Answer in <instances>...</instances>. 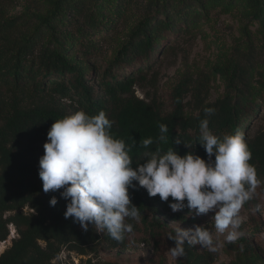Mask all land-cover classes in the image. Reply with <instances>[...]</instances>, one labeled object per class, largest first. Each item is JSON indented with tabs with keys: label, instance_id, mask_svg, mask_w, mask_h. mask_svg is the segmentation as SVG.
Instances as JSON below:
<instances>
[{
	"label": "trees",
	"instance_id": "1",
	"mask_svg": "<svg viewBox=\"0 0 264 264\" xmlns=\"http://www.w3.org/2000/svg\"><path fill=\"white\" fill-rule=\"evenodd\" d=\"M98 1L56 0L50 14L40 19L33 33L30 32L31 19L25 16L7 18L6 11L0 9V88L29 91L33 96L52 93L74 103L69 112L48 107L26 109L19 102L0 103V242L9 237L10 224L19 235L12 246L0 254V264H55V259L64 250L83 256L113 249L125 250L142 229L154 242V264H162V238L166 234L168 238L175 235V231L156 215L152 219L148 217L151 210L149 194L137 182L129 193L132 203L139 208L140 217L126 221L133 224L134 233L127 234L123 242L113 240L106 230L97 231L90 224L85 231L74 219H66L67 201L60 195L63 189L43 191L39 161L45 154L47 133L55 120L80 110L93 116L100 111L106 113L114 122L111 129L114 138L123 139L132 148L130 155L135 168L136 164L144 162L146 152L157 149L166 153L173 148L182 157L192 153L207 160V153L199 144L200 122L206 118L205 108H215V114L207 117L209 129L221 138L243 132L252 152L250 163L255 166L258 179L264 181V132L251 136L247 131V124L257 110L264 109V98L258 99L255 89L259 86L264 90V71L259 70L264 67V43L260 49L251 44L247 51L241 52L233 62L230 74L216 70L227 81L224 97L206 103V96L202 97L203 88H199L193 112L188 115L189 103L184 100L190 85L183 80L173 93V111L163 115L145 100L137 98L133 87L164 38L188 32L200 24L205 16L206 0H195L196 3L183 0L182 4L176 0L163 2L155 16L146 17L130 32L128 42L118 51L97 84L93 76L88 75L86 70L89 69L84 70L72 54L75 52L85 59L95 55L91 36L107 30L111 22L121 20L132 0H109L105 6L96 7ZM243 1L251 9L253 19L264 26V0ZM111 3H114V10L107 13ZM70 29L76 30V40L70 36ZM142 64L144 67H140ZM150 67L147 65L146 69ZM136 69L137 73L132 74ZM120 71L124 73H115ZM253 75H259L260 79L256 81ZM161 124L167 125L169 130L167 143L158 139ZM147 138H152L154 143L144 148L142 140ZM177 139L182 142L175 144ZM53 196L58 200L55 207L50 206ZM26 207L31 209L28 214L24 212ZM169 242L175 246L174 241ZM235 247L241 249L244 264H254L258 260L248 239L239 238L228 245V250ZM185 253L178 264H215L219 259L218 252H199L195 245L185 244Z\"/></svg>",
	"mask_w": 264,
	"mask_h": 264
},
{
	"label": "clouds",
	"instance_id": "2",
	"mask_svg": "<svg viewBox=\"0 0 264 264\" xmlns=\"http://www.w3.org/2000/svg\"><path fill=\"white\" fill-rule=\"evenodd\" d=\"M204 111L199 144L205 149L207 160L192 153L182 157L173 148L166 153L157 149L146 152L144 162L135 168L132 148L123 139L114 138V122L104 111L93 116L80 110L55 120L39 161L43 191L63 189L60 195L67 201L66 219H74L85 231L90 224L97 231L106 230L113 240L123 242L127 234L134 233L133 224L126 221L140 217L129 193L137 182L150 197L159 196L164 202L173 198L175 202L169 204L173 212L185 206L197 216L214 212L215 229L227 233V241L234 242L242 235L241 209L264 181L258 179L256 168L250 163L252 152L244 133L238 131L222 138L213 134L207 117L214 115L216 109ZM159 129V141L167 143V125L161 124ZM181 142L177 139L175 144ZM153 143L152 138L143 139L142 147L149 148ZM57 203L53 196L50 206ZM168 239L175 244L169 249L174 258L185 256V244L200 245L210 252L219 247L212 231L199 225L179 227Z\"/></svg>",
	"mask_w": 264,
	"mask_h": 264
},
{
	"label": "rangeland",
	"instance_id": "3",
	"mask_svg": "<svg viewBox=\"0 0 264 264\" xmlns=\"http://www.w3.org/2000/svg\"><path fill=\"white\" fill-rule=\"evenodd\" d=\"M12 1L14 2L13 5ZM55 1L0 0V9L6 11L7 18L25 16L31 19L30 32L33 33L39 26L40 19L50 14ZM108 1L99 0V5L96 7H103ZM165 1L170 0H132L123 12L124 17L121 20L111 22L107 26V30L95 32L91 36L90 40L96 51L95 55L85 59L75 55L74 52L72 56L79 59L84 70L89 69L86 70L88 75L93 76L98 84L104 70L115 58L118 51L128 42L130 32L146 17L155 16L157 8L161 7ZM182 1L176 0L178 4H182ZM112 5L114 3L110 4L107 13L114 10ZM203 12L205 16L198 26L192 27L188 32L170 34L164 38L150 62L145 64L144 72L141 76L137 75L139 77L133 87L135 96L145 100L163 115L173 111V93L177 85L183 80H187L190 85L189 94L184 100V103H189L186 108L188 115L193 112L192 108L199 88H203L202 97L206 96V103L224 97L227 81L216 70H225L227 74H230L232 64L241 52L247 51L251 44L260 49L264 43V26L261 22L253 19L251 9L245 5L243 0H206ZM104 21L102 18L103 24ZM115 23L117 24L115 25ZM74 33H76V30L70 29V36L76 40ZM72 46L71 51L74 49V46ZM147 65L151 67L146 69ZM92 67H94V70H91ZM140 67H144V64ZM138 69L133 70L136 72H132V74L137 73ZM259 70L264 71V67H259ZM115 73L122 74L124 72ZM253 78L256 81L260 79L259 75H255ZM97 84H95L96 87ZM255 89L258 92V99H263L264 90L260 89L259 86H256ZM2 102H19L26 109L30 107H48L68 112L72 111L74 107L72 100L63 99L60 95L46 93L42 96H33L29 91L21 92L6 88H0V103ZM247 131L251 136L264 132L263 108L260 107L247 124ZM148 201L151 205L148 217L152 219L156 215L167 223L173 231H176L179 227L188 229L197 225L210 229L214 239L219 244L216 251L219 254V259L215 264H244L245 260L241 258L239 247H235L232 251L228 250V245L235 243L241 237L251 242L259 257L254 264H264V184L255 191L252 198L241 209L239 215L242 223L239 232L242 235L234 242L227 241V233H219L215 229V222L212 221L214 212L197 216L187 206L178 212H173L169 204L175 201L171 197L167 202H164L159 196H148ZM24 212L28 214L31 209L26 207ZM6 216H9V214ZM9 230L10 235L7 240L0 242V254L10 248L13 241L19 237L16 228L12 224L9 225ZM195 247L199 252L208 251L200 245H195ZM171 248L172 245L169 242L168 234H166L162 238L160 247L163 258L162 264H178L179 258L172 257L169 252ZM155 253L154 242L149 239L147 232L142 229L125 250L113 249L86 256L64 250L55 259L54 263L154 264Z\"/></svg>",
	"mask_w": 264,
	"mask_h": 264
}]
</instances>
